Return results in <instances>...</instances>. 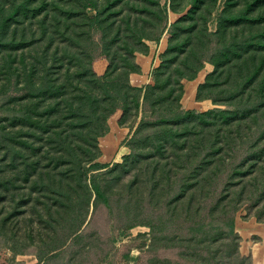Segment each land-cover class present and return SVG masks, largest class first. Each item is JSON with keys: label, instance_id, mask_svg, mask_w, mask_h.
I'll return each instance as SVG.
<instances>
[{"label": "trees", "instance_id": "obj_1", "mask_svg": "<svg viewBox=\"0 0 264 264\" xmlns=\"http://www.w3.org/2000/svg\"><path fill=\"white\" fill-rule=\"evenodd\" d=\"M203 1L188 0L185 12L184 0H14L1 13L0 198L19 189L16 204L49 229L35 245L27 234L25 250L40 263L70 264L68 252H81L88 236L85 246H100L101 233L106 264L130 261L131 249L121 253L116 235L138 225L157 235L220 232L236 241L243 201L264 221V11L249 14L264 0L237 12L229 5L239 0H226L215 29L195 18ZM170 11L181 16L171 21ZM164 35L153 83L133 84L131 75L142 70L136 54L149 53V42ZM98 59L106 60L103 73ZM206 63L214 69L196 98L215 106L185 109L184 79L196 78ZM118 110L131 130L130 153L105 163L99 139ZM141 183L145 191L135 195ZM189 192L191 206L175 214L173 201ZM166 247L144 251L137 262L154 264L149 251L161 258Z\"/></svg>", "mask_w": 264, "mask_h": 264}, {"label": "rangeland", "instance_id": "obj_2", "mask_svg": "<svg viewBox=\"0 0 264 264\" xmlns=\"http://www.w3.org/2000/svg\"><path fill=\"white\" fill-rule=\"evenodd\" d=\"M165 1H168V3H170V0H162V2ZM248 1L249 0H239L236 5H229V8L236 12L240 11L243 6L248 4ZM187 2L188 0H184V5ZM209 2L212 3L209 4ZM13 5L14 0H0V15L4 9L6 10L12 8ZM226 5H228V3H226V0H206V2L203 1L201 2V7H199V10L197 9V11L194 12L196 13L195 18L200 21V24H205L204 21H211L209 23V26L210 28L215 29L217 27V21L219 20V12L224 7H226ZM189 8L190 5L187 3L185 12ZM262 11H264L262 5H254L252 8H250L249 14L258 15ZM180 16L181 14L174 11H170L169 13V18L171 21L178 19ZM69 21H72V19H69ZM149 45L150 52L147 54L141 52L137 53L136 60L138 61L139 58L137 57L140 56L143 57L142 59H144V61H146V57L148 61H150L149 58L151 57H148V55H152L155 52V65H151L150 63H148L145 67V70L143 69L140 72L145 73L146 75L141 77L139 76L140 78H134L133 84L145 85L150 82L153 83L152 70L154 67L159 65L161 61V55L167 49L168 38L166 35H164L159 43L151 41L149 42ZM141 63H144L143 60L141 61ZM213 69L214 66L211 63H206L205 67L199 72L196 78L191 80L184 79L185 93L181 99V105L185 109H198L203 111L209 110L215 106L210 99H207L210 100L208 102L209 104H200L201 106H198L199 108L195 106L196 100H206H198L196 98L197 88L198 85L205 80L206 75ZM189 81H192V85L189 84V89L187 91L186 84H188ZM121 117L122 111L118 110L108 119L109 129L107 134L112 132L114 128L117 131V127H123V125L120 124ZM124 127L129 130L128 134L124 137L121 135H117V137H113V139L105 138L104 136H106L107 134L100 137L99 146L101 149V155L99 156V160L103 159V161H106V163H115L117 161L114 160V158L121 152L120 160H118V162H121L123 161V156L130 153V148L127 146V141L130 137L131 130L128 126ZM193 142L194 140L191 139L186 148L190 150ZM103 149H105L106 151V155L104 156H102ZM1 160L2 159L0 155V164H2ZM160 161V166L163 167V161H165V159L161 158ZM219 164L220 163L216 161L211 168L213 169L214 166H219ZM130 166H132V164ZM137 172V170L133 172V169L131 171L132 175ZM162 172L163 171H160L161 175ZM203 172L202 175L205 176L207 173L206 171ZM160 174L158 175V178L161 177ZM129 180L130 177L126 178L125 182ZM162 184L165 183H161V185ZM198 184L199 183H197L196 185ZM188 185L191 186L193 185V183H188ZM133 189L135 193H138L135 195H139L140 193L145 191V185L144 183H141L140 186L136 185ZM11 192H9V194L6 195L5 198H0V220L4 218L5 214H8L7 211L11 215H7L8 219L4 226L6 230H4L0 234V264H16L17 261L25 262L26 264H43L40 263L36 255L27 253L29 251L25 250V244L30 243V241L32 240V238H29L27 234L33 235L35 239L32 245H35L42 240L43 236H48L47 233L49 229H42L43 226L38 222V217L31 214V209H25L26 206L23 205L21 207L19 204H16L17 200L21 196V192H19V189H17L15 192ZM193 192L194 190H192V193ZM189 196L190 192L188 195L186 194L184 197L179 199L176 198L173 201L171 207H173L172 211L175 214L178 215L181 212L185 211L187 205H189V207L191 206V197L189 198ZM158 200L160 201V199ZM154 201L157 203L156 200ZM243 202H241L242 204L239 203L237 205L236 229L238 228L240 232L236 230L238 232V240L236 241H230L226 233L220 232H209L201 236L193 234L190 237L174 231L157 235L154 234L149 227L138 225L130 229L128 232H125L123 234L118 233L116 235V244L118 247H120L121 253L124 252L127 248L131 249L130 261L119 260L117 264H139L137 262V257L144 251L146 252L150 249L157 251L160 246L165 245L169 248L175 247V249H173L174 251L167 249L168 247H166L167 250L161 249L160 253H162L161 255H163V257L161 258L158 257V255L160 254H155L154 252H152L151 254V252L149 251V255L146 260L153 261L154 264H264V221H259L256 216L249 215L248 210L246 209L247 204H244ZM223 204L229 209L233 206V201H230V199H228ZM20 209L23 212H20ZM190 211L191 212H189V214L191 216H194L195 213L193 212V210L190 209ZM90 241L91 238L89 236L85 238L83 243H81L82 245L80 246L81 252H77L76 250L73 253V250L71 252H68L67 255L68 259L70 260V264H84L83 262H85V260H87L86 264H106L103 257L108 251V243L106 237L104 236V233H101V242L98 241L100 242V246H92V249L89 248V246H85V244L88 245ZM83 248L91 250L89 252H86ZM100 255L103 260H99ZM95 259H97V263L94 262Z\"/></svg>", "mask_w": 264, "mask_h": 264}, {"label": "crops", "instance_id": "obj_3", "mask_svg": "<svg viewBox=\"0 0 264 264\" xmlns=\"http://www.w3.org/2000/svg\"><path fill=\"white\" fill-rule=\"evenodd\" d=\"M148 57H151V58H149L150 59V61H148V59H147V57L145 58V60L146 61H144V59H142L143 57H140V56H138L137 58H139V60H138V62H139V64L141 65V67H142V70L144 69L145 70V67L147 66V64L148 63H150L151 65L153 64V65H155V61L154 60H156V58H155V52L152 54V55H148ZM141 58V59H140ZM143 60V62L144 63H141V61ZM151 61H152V63H151ZM153 61H154V63H153ZM97 64V65H96ZM106 60L105 59H98L96 62H95V66H98V67H96L97 68V71L99 72V73H103L104 71H105V68H106ZM144 75H146L145 73H134V74H132L131 75V80H132V82H133V80H134V78H140L141 76H144ZM140 76V77H139ZM191 82L192 81H189V83L188 84H186V90L188 91V89H189V84L190 85H192L191 84ZM210 100H202V101H195L196 102V107H198V106H201L200 104H209L208 102H209ZM199 104V105H198ZM202 106H204V105H202ZM199 108V107H198ZM118 131V132H117ZM117 131H116V129L114 128V130L112 131V132H110L109 134H107L106 136H104L105 138H111V139H113V137H117V135H121V136H126L127 134H128V132H129V130H127V128L126 127H121V126H119V127H117ZM104 155H106V151H105V149H103V154H102V156H104ZM120 157H121V152L119 153V155L118 156H116L115 158H114V160H116V161H118V160H120ZM102 160V162H105L106 163V161H103V159H100V161ZM252 225H254V224H252ZM254 226H256V225H254ZM256 230V229H255Z\"/></svg>", "mask_w": 264, "mask_h": 264}]
</instances>
